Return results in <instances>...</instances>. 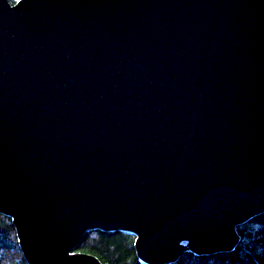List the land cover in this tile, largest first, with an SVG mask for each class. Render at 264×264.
Returning a JSON list of instances; mask_svg holds the SVG:
<instances>
[{
    "label": "water",
    "instance_id": "95a60500",
    "mask_svg": "<svg viewBox=\"0 0 264 264\" xmlns=\"http://www.w3.org/2000/svg\"><path fill=\"white\" fill-rule=\"evenodd\" d=\"M0 214L28 264L231 252L264 214V0H0Z\"/></svg>",
    "mask_w": 264,
    "mask_h": 264
},
{
    "label": "trees",
    "instance_id": "16d2710c",
    "mask_svg": "<svg viewBox=\"0 0 264 264\" xmlns=\"http://www.w3.org/2000/svg\"><path fill=\"white\" fill-rule=\"evenodd\" d=\"M237 233L240 240L231 252L198 256L186 251L171 264H264V214L237 226ZM134 240L129 232L90 230L75 251L94 255L102 264H144L136 255ZM0 264H28L12 219L4 214H0Z\"/></svg>",
    "mask_w": 264,
    "mask_h": 264
},
{
    "label": "bare ground",
    "instance_id": "6f19581e",
    "mask_svg": "<svg viewBox=\"0 0 264 264\" xmlns=\"http://www.w3.org/2000/svg\"><path fill=\"white\" fill-rule=\"evenodd\" d=\"M124 232V231H123ZM132 234V233H131ZM134 235V234H133ZM135 236V235H134ZM136 238V237H135ZM134 242H135V240H134Z\"/></svg>",
    "mask_w": 264,
    "mask_h": 264
}]
</instances>
